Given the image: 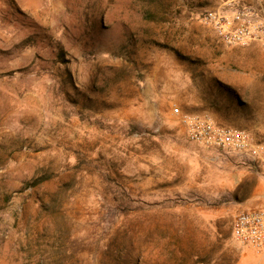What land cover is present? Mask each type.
Masks as SVG:
<instances>
[{
  "label": "rangeland",
  "instance_id": "rangeland-1",
  "mask_svg": "<svg viewBox=\"0 0 264 264\" xmlns=\"http://www.w3.org/2000/svg\"><path fill=\"white\" fill-rule=\"evenodd\" d=\"M208 11L264 0H0V264H264L231 236L264 164H221L174 108L264 141V43Z\"/></svg>",
  "mask_w": 264,
  "mask_h": 264
},
{
  "label": "built area",
  "instance_id": "built-area-1",
  "mask_svg": "<svg viewBox=\"0 0 264 264\" xmlns=\"http://www.w3.org/2000/svg\"><path fill=\"white\" fill-rule=\"evenodd\" d=\"M204 22L230 44L250 41L264 43V21L254 20L250 12H237L232 16L208 11ZM184 128L187 140L201 149L215 163L259 160L264 164V141L258 142L243 130L216 124L207 116L185 114L172 110ZM231 236L242 248L264 257V207L239 211L232 220Z\"/></svg>",
  "mask_w": 264,
  "mask_h": 264
}]
</instances>
